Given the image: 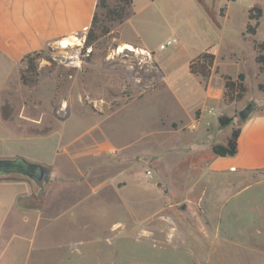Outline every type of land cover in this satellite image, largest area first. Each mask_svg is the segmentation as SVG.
Masks as SVG:
<instances>
[{
    "label": "rangeland",
    "instance_id": "obj_1",
    "mask_svg": "<svg viewBox=\"0 0 264 264\" xmlns=\"http://www.w3.org/2000/svg\"><path fill=\"white\" fill-rule=\"evenodd\" d=\"M205 1L217 26L197 0L171 3L162 12L166 18L157 20L168 19L172 28L143 44L150 56L135 49L142 46H124L118 21L98 8L92 45L84 46L87 28L72 36L76 41L70 37L41 51L35 82H21L25 62L9 75L2 113L11 130L26 137L9 141L0 157L22 151L30 161L50 164L59 147L77 164L57 156L61 166L49 165L41 191L27 178L0 177L24 180L29 189L17 209L0 204V264H264V170L230 174L207 166L216 155L213 145L240 125L242 108L252 103L251 110L264 112V73L256 71L252 49L253 38H264V16L254 35H243L246 15L237 4L218 20L228 0ZM136 24L145 28L142 20ZM130 35L124 25L120 37ZM159 37L176 41L161 49ZM211 44L224 54L223 71L245 74L244 96L228 101L220 93L209 124L153 127L171 105L203 103L188 63ZM74 54L76 61L68 63ZM154 59L167 81L146 96L160 87L158 79L144 85L160 74ZM213 70L220 76L218 66ZM219 116L231 121L221 125ZM7 187L0 200L13 191Z\"/></svg>",
    "mask_w": 264,
    "mask_h": 264
},
{
    "label": "crops",
    "instance_id": "obj_2",
    "mask_svg": "<svg viewBox=\"0 0 264 264\" xmlns=\"http://www.w3.org/2000/svg\"><path fill=\"white\" fill-rule=\"evenodd\" d=\"M180 1L184 0H147L144 6L138 7L136 6V0H133L128 8L126 17L116 24L118 38L123 44H135L147 50V47L143 44H151L152 38L157 37L162 32L161 30H168L169 27L172 28V24L168 19L157 20V18L160 16L166 18L162 15L164 8L171 3L176 5ZM197 1L204 9L205 14L217 26V22L209 15V12L202 4V2L204 4H207V2L205 0ZM97 2L98 0H0V154L8 148L9 141L13 140L16 142L26 137L23 134L18 135L11 130L8 117H4L2 113L3 104L5 106L7 105V98H3L4 95L2 93L3 91L8 93L6 86L8 85L9 75L17 72L21 59L27 53L44 50L53 42L67 40L74 34L86 30L91 24ZM232 4H237L241 11L245 12L246 19L242 25L244 29L245 24L250 21L248 19V9L254 5L260 6L262 9V16L258 23L260 24L264 16V0H228L225 6V13L218 16V20H224L228 17ZM138 20L143 21L145 28H141L136 24ZM124 25H127L131 30V35L126 37V39L120 37L121 28ZM257 30L258 28H256V32ZM148 32L152 33L153 37H149ZM158 40L159 44L164 41L160 37ZM205 50L214 54V67L218 66L220 73H226L221 69V60L224 54L215 48L213 44L202 47L199 52ZM234 54V52H230L228 56ZM143 55L146 54L144 53ZM153 64L160 71V74L156 77L151 75L150 79L145 81L144 85L148 86L150 81L154 82L158 79L160 87L157 86L150 93L146 94V96L159 90L164 81H167L164 72L155 59ZM256 71L259 74L264 73V71H258L257 64ZM196 76L201 86L203 103L195 106H186L182 102L177 105H171L167 110H164L158 115L153 127L164 126L171 127L172 129H181L186 124L190 126L193 122L197 125L214 122L217 117L214 105L217 106L220 104V93L222 94L224 90L223 80L214 70H212L206 81L202 80L199 75ZM139 85L142 86L143 84L139 83ZM171 87L174 93L173 95L178 96L176 88ZM141 90L145 91L143 88ZM200 106H202V111L196 116L195 110ZM209 109L214 110L213 112L215 114L210 113L208 111ZM239 126L240 133L237 138L236 153L226 156L215 155L208 162V170L223 171L230 174H249L264 170V112L251 110L248 117L242 120ZM229 134H226L222 143L225 142ZM60 153L59 147L56 148L54 159L50 164H45L48 166L57 164L61 166L60 160H57V156ZM16 155H21L26 158L25 153L22 151L14 153L13 156ZM64 157L65 155H60L62 161L65 159L68 160V158ZM68 161L74 162V166L77 164L73 157L69 158ZM8 185L13 187V191L8 194L6 199L4 197L1 198L0 204L3 202L9 203V208L12 207L15 210L18 207L19 198L25 197L29 193V189H27L24 180L0 179L1 190L9 189L7 187Z\"/></svg>",
    "mask_w": 264,
    "mask_h": 264
},
{
    "label": "trees",
    "instance_id": "obj_3",
    "mask_svg": "<svg viewBox=\"0 0 264 264\" xmlns=\"http://www.w3.org/2000/svg\"><path fill=\"white\" fill-rule=\"evenodd\" d=\"M114 5L110 6L107 0H98L96 4V11L94 12L91 20V24L88 27L87 36L84 42V46H90L96 39L94 34L95 28L99 27V18L97 9H103L104 18L107 20H115L121 22L128 13V8L132 4L133 0H113ZM262 16V9L258 5H254L248 9V21L245 24L243 35L248 33L254 35L256 33V27L259 23V19ZM109 30L106 26L102 27V32L107 33ZM252 49L255 53L254 61L257 64L258 71H264V38L260 41L252 39ZM42 50L27 53L21 59V62H25V68L19 69V77L21 82L28 84L35 82V75H37V61L36 58L40 55ZM214 54L205 50L198 53L196 56L190 59L188 63V71L190 73L199 75L202 80L206 81L210 76L214 68ZM27 73V74H25ZM220 77L223 79L224 99L228 101L241 99L246 90L245 74L238 72L235 76L228 73H220ZM264 109V106H263ZM218 121L221 125H227L231 120L230 118L219 116ZM242 121V120H241ZM240 133V126L232 127L229 136L226 138L223 144H215L212 147L213 152L216 155L226 156L234 155L237 151V138ZM8 178H12L8 176ZM39 187V186H38ZM44 189V188H43Z\"/></svg>",
    "mask_w": 264,
    "mask_h": 264
},
{
    "label": "water",
    "instance_id": "obj_4",
    "mask_svg": "<svg viewBox=\"0 0 264 264\" xmlns=\"http://www.w3.org/2000/svg\"><path fill=\"white\" fill-rule=\"evenodd\" d=\"M252 109V103H248L239 111V117L244 120ZM19 176L29 179L39 186L41 191L50 177V167L41 162L30 161L21 155L14 157H0V177Z\"/></svg>",
    "mask_w": 264,
    "mask_h": 264
},
{
    "label": "built area",
    "instance_id": "obj_5",
    "mask_svg": "<svg viewBox=\"0 0 264 264\" xmlns=\"http://www.w3.org/2000/svg\"><path fill=\"white\" fill-rule=\"evenodd\" d=\"M176 41V39L175 38H168V39H166V40H164L163 42H161L160 44H159V48H166L167 46H169V45H171V44H173L174 42ZM135 49H137V51H138V53H139V50L140 51H144V53L146 54V55H148V56H150L151 55V52L150 51H148V50H145V49H139V47H135ZM210 113H212V114H215L213 111H212V109H209L208 110Z\"/></svg>",
    "mask_w": 264,
    "mask_h": 264
},
{
    "label": "bare ground",
    "instance_id": "obj_6",
    "mask_svg": "<svg viewBox=\"0 0 264 264\" xmlns=\"http://www.w3.org/2000/svg\"><path fill=\"white\" fill-rule=\"evenodd\" d=\"M71 39V41L73 40V41H76L77 40V38L76 37H71L70 38ZM70 41V42H71ZM72 43V42H71ZM74 43V42H73ZM124 46H127V47H130L131 48V46L130 45H124ZM122 49V46L120 45V47H119V49L118 50H121ZM128 49V48H127ZM77 56H76V54H74V55H71V56H68V57H66V60H69V61H67L68 63H74L76 60H75V58H76ZM71 59H73V60H71Z\"/></svg>",
    "mask_w": 264,
    "mask_h": 264
}]
</instances>
